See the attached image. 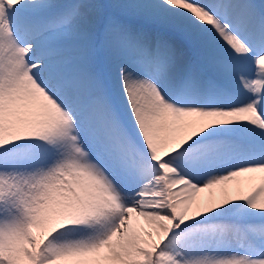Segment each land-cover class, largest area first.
<instances>
[{"label":"snow or ice","instance_id":"snow-or-ice-1","mask_svg":"<svg viewBox=\"0 0 264 264\" xmlns=\"http://www.w3.org/2000/svg\"><path fill=\"white\" fill-rule=\"evenodd\" d=\"M0 264H264V0H0Z\"/></svg>","mask_w":264,"mask_h":264},{"label":"rangeland","instance_id":"rangeland-1","mask_svg":"<svg viewBox=\"0 0 264 264\" xmlns=\"http://www.w3.org/2000/svg\"><path fill=\"white\" fill-rule=\"evenodd\" d=\"M234 182L236 183L237 181H232L230 183H234ZM215 191H216L215 189H209V190H206L204 193H200L198 195L201 197H204V196H207L209 193H215Z\"/></svg>","mask_w":264,"mask_h":264},{"label":"bare ground","instance_id":"bare-ground-1","mask_svg":"<svg viewBox=\"0 0 264 264\" xmlns=\"http://www.w3.org/2000/svg\"><path fill=\"white\" fill-rule=\"evenodd\" d=\"M232 184H235V182L232 183ZM214 189L216 190V191H215V195H216L217 197H219V196L222 195L221 187L217 186V187L214 188Z\"/></svg>","mask_w":264,"mask_h":264}]
</instances>
